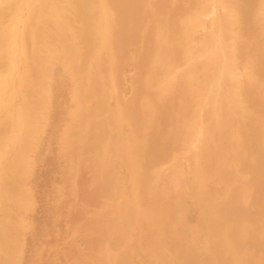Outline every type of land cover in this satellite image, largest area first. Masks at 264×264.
Returning a JSON list of instances; mask_svg holds the SVG:
<instances>
[{
  "label": "bare ground",
  "instance_id": "6f19581e",
  "mask_svg": "<svg viewBox=\"0 0 264 264\" xmlns=\"http://www.w3.org/2000/svg\"><path fill=\"white\" fill-rule=\"evenodd\" d=\"M109 1L104 6L103 0H65L71 16L67 26L58 27L53 14L48 32L53 60L66 64L75 80L73 104L66 110L65 135L74 134L68 143L74 144L87 126V138L97 150L84 154L94 174L90 199L95 205L90 206L97 211L120 197V216L134 222L135 213L143 210L140 249L161 256L166 248L158 264H264V0ZM6 3L0 0V6ZM22 7L17 3L18 11ZM24 23V29L31 30L33 22ZM14 45L6 49L11 54ZM22 48L34 65L37 52ZM104 62L110 64L116 85L114 92L109 88L112 94L104 72L101 75ZM126 65L132 66L128 75ZM73 67L81 70V78ZM87 67L94 68L93 73ZM16 70L0 73V105L5 107H11L10 98L17 95L19 84L13 91L7 81ZM85 80L92 82L90 87H83ZM111 95L120 101L116 111H109ZM92 100L96 106L90 105ZM37 104L45 103L36 102L30 111L36 126ZM53 106L46 103L44 110ZM121 119L129 133L122 130ZM33 135L0 132V183H8L16 193L20 164L29 159ZM8 138L12 145L5 151L2 145ZM72 150L65 149L69 159ZM105 151L114 158L125 152L129 157L125 161L132 169L131 184L138 190L133 204L126 200L128 176L116 174ZM6 154L11 155L8 168L3 164ZM179 154L189 159L188 171L179 170ZM165 165H172L173 171H163ZM211 183H216L215 190ZM16 193L0 217V264H18L15 246L22 223ZM73 205L79 224L72 230L87 243L72 249L67 261L104 264L106 247H123L117 264H131L128 256L137 245L128 227H105L89 217L90 210ZM191 208L198 213L192 225L186 220ZM177 224L182 226L178 234ZM201 240L209 245L208 253L197 247Z\"/></svg>",
  "mask_w": 264,
  "mask_h": 264
},
{
  "label": "rangeland",
  "instance_id": "374dc122",
  "mask_svg": "<svg viewBox=\"0 0 264 264\" xmlns=\"http://www.w3.org/2000/svg\"><path fill=\"white\" fill-rule=\"evenodd\" d=\"M17 3L23 6L21 12L17 9ZM103 3L104 6H107L110 1L103 0ZM53 14L57 15L56 25L58 27L67 26L66 22L71 16L68 15L65 0H59V2L55 0L53 3L52 0H7L6 4L0 6V52L2 51L0 73L4 74L11 67L19 69L7 78L13 91L16 84H19V87L16 89L17 95L10 98L13 103L11 107L0 105V132L19 136H22L23 133L26 136L34 134L28 140L31 144L27 149L29 159L20 164L17 176L20 179H17L20 183L17 188L18 193L8 183L3 181L0 183V217L4 214L7 203L9 204L14 198V192L18 194L16 203L22 230L20 229V242L15 246L17 262L18 264H70L67 257L74 254L72 249L85 248L87 243L84 236L78 237L72 230L79 224V219L76 220L77 213L71 209V204L76 203L80 209L87 208L90 210L89 217L92 220L98 219V223L105 224V227L116 223H122L123 226L128 227L129 235L137 245V250L132 252L134 254L128 256L131 264H158L159 258L167 255L166 248L159 252L163 253L161 256H158L155 251L143 253L140 249L138 238L142 234L141 224L145 220L143 210L135 213L137 221L134 222L130 218L120 216L122 207L120 197H116L111 203L107 202L108 205L105 204L97 211L95 206H90L95 205L90 190L91 185H93L94 174L92 168L86 165L84 154L96 153L97 150H94L92 140L87 138L89 132L87 126L79 133L74 144L68 143L69 138L73 137L74 134L68 135V137L65 135L66 126L69 122L66 110L73 104L72 95L76 86L75 80L67 73L66 64L53 60L52 43L48 37ZM26 20L33 22L30 27L31 30L24 29V21ZM12 42L15 45L13 46L14 52L11 54L6 49ZM22 46L28 47L31 52H37L39 55L35 57L36 63L34 65L33 58L23 51ZM108 51L107 47L104 48L105 56H108ZM104 63L101 75L104 72L103 77L107 89L112 94L109 88L114 92L116 85L111 74L110 64ZM28 68L32 69V72L29 73ZM73 68L77 79L81 78V70L76 67ZM124 68H126L127 75L131 73V65H126ZM46 69H49V72L46 73L44 71ZM86 70L93 73L94 68L87 67ZM91 83L90 80H85L83 87H90ZM122 83L123 79H120V85ZM42 85H49L50 87L41 88ZM130 85H126V93H128ZM36 92L38 98L33 97ZM36 102L45 103L37 104L34 107L33 112L37 117V126L33 123L30 114ZM49 102H52L54 106L52 111L48 107L46 112L44 107ZM108 103L111 108L109 111L118 110L120 101L114 99L113 95H111ZM90 105L96 106L95 101L92 100ZM104 116L103 113L98 114L99 118ZM120 124L123 131L130 132L126 121L121 119ZM11 145L12 141L8 138L3 142L2 147L6 151ZM67 146L73 148L70 159L65 154ZM105 158L108 163L115 164V172L118 176H128L127 198L126 196L125 198L128 203L133 204L136 201L138 190L133 189L131 184L130 176L133 173L127 162L129 157L126 152L122 157L114 158L111 151H105ZM10 159L11 155L6 154L3 159L5 168H8ZM188 160L183 154L175 157L179 170L188 171L191 168V163ZM162 170H167V173L173 171L172 165L171 167L165 165ZM210 187L215 190L216 183H211ZM246 201L250 203L253 200L248 198ZM89 208H92L93 211ZM197 216L196 209L191 208L186 215V220L191 225L196 224ZM177 225L174 230L178 234V232L181 233L182 226ZM205 228L202 226V229ZM150 235L156 236L153 232ZM156 243L162 245L163 242L157 240ZM197 247L204 253L209 252V245L203 240L198 243ZM124 251L125 248L123 247L118 249L106 247L104 264H117L118 257L124 254ZM231 254L233 255V252Z\"/></svg>",
  "mask_w": 264,
  "mask_h": 264
}]
</instances>
